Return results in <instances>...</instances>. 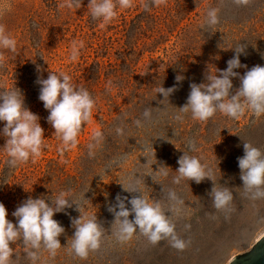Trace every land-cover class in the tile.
I'll use <instances>...</instances> for the list:
<instances>
[{"label": "rangeland", "instance_id": "1", "mask_svg": "<svg viewBox=\"0 0 264 264\" xmlns=\"http://www.w3.org/2000/svg\"><path fill=\"white\" fill-rule=\"evenodd\" d=\"M88 2L69 9L60 7L65 0H0V24L17 41L15 53L0 49L5 57L0 91L14 87L21 91L25 106L40 117L47 145L35 162L30 159L10 169L3 149L5 138L0 136V203L8 211L7 218L15 224L12 213L29 196L55 199L60 191H70L81 203V211L97 215L105 229L102 245L86 260L71 251L75 231L71 218L80 216L73 205L67 214L53 217L65 228L59 237L61 249L55 258L42 250L37 264H228L264 234V199L252 201L245 196L238 166V157L244 155L243 141L264 152V115L247 112L237 120L217 112L207 122L193 120L190 112L181 121L174 116L186 104L191 83H206V72L227 68L235 55L230 48L247 44L240 61L248 68L234 70L241 75L255 65L264 66V0H252L247 7H238L232 0H167V6L148 11L143 7L145 0H133L132 8H118L117 18L104 26L92 19ZM210 7L220 9V23L202 29ZM73 40H83L85 45L75 62L69 60ZM49 71L69 74L77 87L86 88L96 100L78 146L63 156L57 151L61 142L47 123L49 112L39 100L36 83L40 76L46 79ZM178 74L185 77L179 84ZM239 84L233 78V91ZM161 85L177 86L169 101H162V94L155 92ZM146 108L151 109V120L142 115ZM137 119L142 127L134 123ZM3 127L0 122V130ZM117 127H123V135L117 134ZM95 129L102 130L104 140L94 157H89L87 145ZM189 139L198 148L190 154L212 166L216 186L232 189L230 212L212 207L211 180L172 183ZM160 163L172 169L167 178L154 172ZM129 176L142 182L143 194L150 200L160 199L167 205V191L174 189L185 201L181 214L172 215L177 233L191 241L185 251L172 248L167 241L153 246L138 233L126 243L117 241L116 226L112 227L115 218L107 207L116 202L118 193L131 199L133 194L120 184H127ZM186 224L191 225L189 230ZM11 246L14 264H31L22 242Z\"/></svg>", "mask_w": 264, "mask_h": 264}, {"label": "clouds", "instance_id": "2", "mask_svg": "<svg viewBox=\"0 0 264 264\" xmlns=\"http://www.w3.org/2000/svg\"><path fill=\"white\" fill-rule=\"evenodd\" d=\"M232 2L238 7H247L252 0H232ZM82 4L83 0H65L60 7L79 9ZM153 6H167V0H145L143 3L146 11ZM87 7L92 19L102 21L104 26L117 18L118 8H132L133 0H89ZM219 12V8L210 7L200 27L212 29L218 25ZM84 46L83 40H73L69 60L77 61ZM16 48L17 41L8 33L6 26L0 24V49L15 53ZM246 48L245 43L230 48L234 50L235 55L227 61L225 70L215 68L214 73L209 70L205 73L206 83H191L187 102L178 108L179 113L174 116V119L181 121L184 119V114L189 112L193 120L200 122H207L217 112L237 120L247 112H251L255 117L264 115V66L255 65L243 75L234 71L242 67L248 68L240 61V56L246 55ZM4 60L5 57L0 52V66ZM37 71H41L39 65H37ZM233 78H238L240 81L239 87L234 91ZM184 79L185 77L179 74L175 77L177 84ZM36 83L40 85L39 100L49 112L47 123L55 130L56 138L61 142L57 151L63 156L65 152L78 146V137L84 125L92 120L96 100L86 88L77 87L72 82V77L64 71H49L46 79L40 76ZM111 87L112 83L109 81V91ZM177 90L176 85L169 88L161 85L155 89V92L162 94L164 98L162 101H169V97ZM142 115L145 120H151V109L146 108ZM39 120L40 117L25 106L24 97L18 88L0 91V122H4L0 136L5 138L3 149L8 157L6 160L8 168L15 169L29 162L30 159L35 162L42 156L47 145L45 130L41 127ZM134 123L137 127L143 126L139 119ZM116 132L118 135H123V127H117ZM103 140L102 130H93L91 142L87 145L89 157H94L95 149ZM185 147L187 151H183V155L177 160L179 167L175 171L177 175L172 178V183L180 185L183 181H194L199 184L209 179L213 182V187L208 193L212 207L216 211L230 212L232 210L230 206L234 200L232 189L227 186L217 187L212 166L202 162L201 157L190 154L198 151L194 140L189 139ZM243 149L244 155L238 157V166L244 194L252 201L262 200L264 199V152L245 141H243ZM153 155L155 157V151ZM170 170H172L170 167L160 163L158 170L154 172L167 178ZM141 183L134 176L127 177V184H120L125 192L133 194L131 199L118 193L116 202L109 203L107 207L115 218L112 227L116 226L114 235L117 241L126 243L138 233L153 246L161 241H167L172 248L185 251L191 241L183 239L177 233L176 223L172 219L173 214L177 216L181 214L185 201L174 189L167 191V205L160 199L150 200L143 194ZM137 193L139 195H136ZM72 195L70 191L62 190L55 199L29 196L12 213V216L16 218L15 224L7 218L8 211L5 205L0 203V264H14L15 253L11 245L17 242H22L25 256L31 264H37L40 261L42 250L55 258L62 247L59 237L65 234V228L53 217L56 213L67 214L66 209L72 208L73 205L80 216L71 218V225L75 229L70 238L71 251L81 260H86L90 252L98 251L103 242L105 229L98 221L96 214L88 215L81 211V203L73 199ZM126 201L131 205L130 209L126 206ZM133 214L134 219H129ZM184 227L189 230L191 225L186 224Z\"/></svg>", "mask_w": 264, "mask_h": 264}, {"label": "water", "instance_id": "3", "mask_svg": "<svg viewBox=\"0 0 264 264\" xmlns=\"http://www.w3.org/2000/svg\"><path fill=\"white\" fill-rule=\"evenodd\" d=\"M228 264H264V234L259 237L251 249L236 254Z\"/></svg>", "mask_w": 264, "mask_h": 264}, {"label": "trees", "instance_id": "4", "mask_svg": "<svg viewBox=\"0 0 264 264\" xmlns=\"http://www.w3.org/2000/svg\"><path fill=\"white\" fill-rule=\"evenodd\" d=\"M26 64H27V66H31V65H30L31 63H26Z\"/></svg>", "mask_w": 264, "mask_h": 264}]
</instances>
